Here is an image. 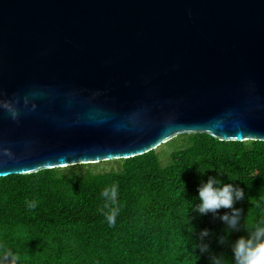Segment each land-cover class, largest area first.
Returning a JSON list of instances; mask_svg holds the SVG:
<instances>
[{"label": "water", "instance_id": "95a60500", "mask_svg": "<svg viewBox=\"0 0 264 264\" xmlns=\"http://www.w3.org/2000/svg\"><path fill=\"white\" fill-rule=\"evenodd\" d=\"M7 100L18 116L0 109V177L181 133L264 141V0H0Z\"/></svg>", "mask_w": 264, "mask_h": 264}, {"label": "trees", "instance_id": "16d2710c", "mask_svg": "<svg viewBox=\"0 0 264 264\" xmlns=\"http://www.w3.org/2000/svg\"><path fill=\"white\" fill-rule=\"evenodd\" d=\"M158 147L127 158L0 177V264H210L207 254L193 252L194 234L185 221L191 203L198 202L193 198L200 183L218 172L222 182L245 191L234 205L242 211V228L264 220V141L181 133ZM112 186L118 190L114 202L102 196ZM33 201L34 209L28 207ZM189 215L197 232L214 233L212 251L230 259L227 245L216 242L222 221ZM243 234L231 232L229 239Z\"/></svg>", "mask_w": 264, "mask_h": 264}, {"label": "clouds", "instance_id": "9594fccd", "mask_svg": "<svg viewBox=\"0 0 264 264\" xmlns=\"http://www.w3.org/2000/svg\"><path fill=\"white\" fill-rule=\"evenodd\" d=\"M17 103L18 101L15 100L0 101V109L5 110L13 120H16L18 116ZM3 155L9 159L13 157L12 152L7 149L3 151ZM197 171L201 174L204 173V171ZM219 174L218 172L217 176H208L205 181L200 183L197 194L193 198L198 202H192L189 207L185 228L189 234H194L191 239L193 252L196 253L198 250L199 254H207L210 264H264V220L250 226L244 225L242 228V211L234 205L245 199V191L239 185L222 182L219 179ZM117 191V187L112 186L110 189H105L102 196L114 202L117 198ZM28 207L34 209L36 202L29 203ZM221 208L230 211L219 214ZM189 212L201 216L211 214L222 221L225 228L223 234L216 235V242L221 247L227 245L231 253L230 259L223 251L218 254L212 251L210 241L214 233L207 228L197 232L195 226L190 222ZM115 216V211L107 216L110 225L115 223ZM242 229L245 234L239 235L234 240L229 239L231 232H240ZM199 254H196L198 259ZM11 256L10 252L6 253L4 260H8Z\"/></svg>", "mask_w": 264, "mask_h": 264}, {"label": "rangeland", "instance_id": "374dc122", "mask_svg": "<svg viewBox=\"0 0 264 264\" xmlns=\"http://www.w3.org/2000/svg\"><path fill=\"white\" fill-rule=\"evenodd\" d=\"M158 149H160V148L158 147ZM169 151H170L169 149H166L165 153L167 154ZM165 153L162 150L160 151V156H161L162 160H167V156ZM164 163H165V161H164Z\"/></svg>", "mask_w": 264, "mask_h": 264}]
</instances>
